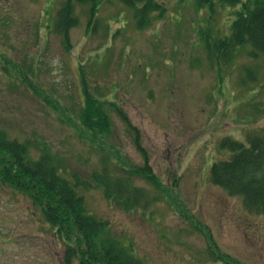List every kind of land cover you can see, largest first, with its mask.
I'll list each match as a JSON object with an SVG mask.
<instances>
[{"label":"rangeland","instance_id":"obj_1","mask_svg":"<svg viewBox=\"0 0 264 264\" xmlns=\"http://www.w3.org/2000/svg\"><path fill=\"white\" fill-rule=\"evenodd\" d=\"M156 1L166 12L153 14L143 30L118 0L100 5L97 26L88 27L87 10L77 7L79 25L65 50L53 30L64 0H0V130L28 142L34 160L52 152L67 179L79 177L87 211L108 224V239L143 264H264V217L210 180L213 163L231 157L220 149L222 140L246 143L264 133V58L242 49L224 66L207 54L204 38L229 36L239 5H216L213 12L194 0ZM81 66L90 90L97 87L99 99L114 104L106 105L107 134L78 120ZM136 133L160 185L131 178L130 188L149 201L127 210L109 202L94 177L104 160L110 174L125 180L121 167L145 166ZM9 194L0 189L1 212L17 210L12 218L20 232L38 236L16 252L60 254L28 201L18 197L10 206Z\"/></svg>","mask_w":264,"mask_h":264},{"label":"trees","instance_id":"obj_2","mask_svg":"<svg viewBox=\"0 0 264 264\" xmlns=\"http://www.w3.org/2000/svg\"><path fill=\"white\" fill-rule=\"evenodd\" d=\"M105 1L64 0L54 19L53 30L62 38L65 50L70 48V32L79 25L76 8L87 10L88 27L94 21L97 26L98 10ZM118 1L124 8L134 12L139 30L151 25L153 14L161 12L163 15L166 12L165 5L156 0ZM180 1L184 3L189 0ZM194 2L198 9L209 8L213 12L216 5L240 6L229 36L216 40L204 38L207 54L213 62L230 65L242 49H247L252 59L264 58V0ZM80 71L84 104L78 120L90 130H97L101 135L107 134L112 123L106 112V105L114 108V104L107 100L102 102L97 96L98 88L90 90L82 66ZM248 73L252 75V72ZM24 81L32 87L30 80ZM115 108L125 125L133 129L125 112L119 106ZM136 137V145L145 157V166L135 167L134 171L121 167L120 172L126 177L125 180L110 174L107 161L104 160L103 171L94 177V181L103 188L105 198L109 202L122 204L127 210L141 205L146 208L149 201L143 190L130 188L131 178L146 179L156 187L160 185L149 165L148 156L140 146L138 133ZM29 145L28 142L11 139L5 131L0 130V189L3 194L6 191L10 193V206L14 207L18 197L28 201L30 208L39 214L40 225H46L40 229L51 233L56 246L60 248V254H44L39 250L26 256L17 253L15 247L22 250L38 236L32 230H28L31 234L20 232L19 222L12 218L17 210H0V264H143L128 248L108 239V224L95 219L87 211L85 198L79 193L86 186L80 178L73 176V180L67 179L60 168L59 159L52 152H45L38 160H34L30 155ZM220 149L231 152V157L226 161L213 163L210 168L211 182L230 196L242 198L247 211L264 217V133L249 135L246 143L224 139L220 143ZM2 200L0 196V202Z\"/></svg>","mask_w":264,"mask_h":264}]
</instances>
